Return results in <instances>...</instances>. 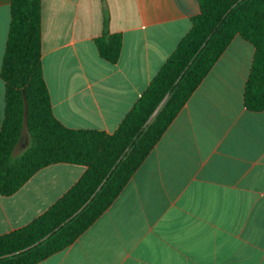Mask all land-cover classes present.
Returning <instances> with one entry per match:
<instances>
[{
  "label": "crops",
  "instance_id": "1",
  "mask_svg": "<svg viewBox=\"0 0 264 264\" xmlns=\"http://www.w3.org/2000/svg\"><path fill=\"white\" fill-rule=\"evenodd\" d=\"M199 13L197 0H41V65L55 118L113 132ZM10 0H0V66ZM120 33L115 63L94 39ZM253 46L235 35L111 205L36 264H264V110L243 105ZM4 83L0 78V124ZM47 165L0 195V235L82 175Z\"/></svg>",
  "mask_w": 264,
  "mask_h": 264
},
{
  "label": "trees",
  "instance_id": "2",
  "mask_svg": "<svg viewBox=\"0 0 264 264\" xmlns=\"http://www.w3.org/2000/svg\"><path fill=\"white\" fill-rule=\"evenodd\" d=\"M197 1L189 30L108 133L69 128L55 118L41 65V0H10L0 66V195L13 194L47 165L85 169L41 214L0 235V264H36L71 245L111 205L235 35L254 49L243 105L264 110V0ZM94 44L101 59L115 63L122 37L104 31ZM24 118L25 148L18 142Z\"/></svg>",
  "mask_w": 264,
  "mask_h": 264
},
{
  "label": "water",
  "instance_id": "3",
  "mask_svg": "<svg viewBox=\"0 0 264 264\" xmlns=\"http://www.w3.org/2000/svg\"><path fill=\"white\" fill-rule=\"evenodd\" d=\"M164 99L165 98H163V100ZM28 135H29V131H28L27 127H26L25 118H24L23 124H22V129H21V134H20L19 140H18V142L20 144H23V148H25L27 146V138H28Z\"/></svg>",
  "mask_w": 264,
  "mask_h": 264
}]
</instances>
